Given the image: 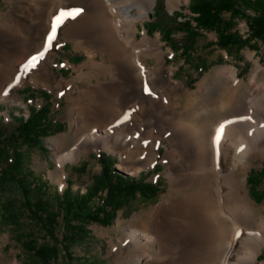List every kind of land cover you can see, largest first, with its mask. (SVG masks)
Instances as JSON below:
<instances>
[{"label":"bare ground","instance_id":"6f19581e","mask_svg":"<svg viewBox=\"0 0 264 264\" xmlns=\"http://www.w3.org/2000/svg\"><path fill=\"white\" fill-rule=\"evenodd\" d=\"M130 1L135 0H62L58 28L65 29L64 40L82 39L83 45L94 48L93 52L89 49L90 59L94 52L100 53L108 64H95L98 82L86 90L72 92L61 79L57 82V89L65 86L68 100L77 105L68 113H76L71 138L78 151L72 148L57 159L60 172L67 162L76 163L82 156L100 150L117 155L118 170L138 172L151 168L145 163L152 162L158 146L167 143L163 174L169 187L164 201L140 216L146 225L130 223V227H138L131 231L130 243L144 257V264H258L264 250V220L255 218L254 212L263 216L264 209L250 199L243 179L238 177L237 164L245 167L253 151H264V91L258 101L253 75L251 83L244 86L232 69H217L213 85L227 79L233 90L216 108L235 112V107L241 106L250 114L229 115L217 122L213 117L199 119L198 125L185 120L183 114L189 106L185 111L178 110V100L185 91L173 80V70L164 66L161 43L145 36L137 43L133 31L127 35L128 44L117 37L115 27L121 29L124 18L133 19ZM174 1L181 4L182 0H167L168 5ZM81 9L90 11L77 15ZM41 29L38 22L27 25L0 14V90L12 77L19 76V85L13 87L16 94L24 74L51 79L47 70L53 63L51 48L43 57L35 55L39 57L35 68L28 65L33 51L40 47L43 51L46 39L43 41ZM58 39L57 29L53 45ZM143 57L154 59L153 67H146ZM145 85L151 94L145 92ZM241 88L244 98L237 102ZM91 101H102V105L91 106ZM248 117L256 124L247 136L250 126L243 123ZM145 140L149 143L143 149ZM81 141L84 146L79 149ZM64 143V137L58 138L56 148ZM228 158L233 166L225 171L223 163ZM168 221L170 228L166 226ZM148 244L153 245L154 253L146 251ZM133 260L140 263L137 256Z\"/></svg>","mask_w":264,"mask_h":264},{"label":"rangeland","instance_id":"374dc122","mask_svg":"<svg viewBox=\"0 0 264 264\" xmlns=\"http://www.w3.org/2000/svg\"><path fill=\"white\" fill-rule=\"evenodd\" d=\"M189 2L190 0H182L179 4L174 1L168 5L167 0L130 1L128 4H131L130 14L133 19L124 18L121 29L114 26L118 30L116 33L119 41L128 44L127 35L133 31L137 43L141 42L144 36L151 40L157 39L161 43L164 66L173 70V80L179 82L185 91L178 100L180 103L178 110L185 111L187 105L189 106L183 114L185 120L198 125L199 119L213 117L217 122L229 115L250 114L241 106L235 107V112L228 108H216L218 102L227 100L233 86L227 79L219 86L213 85L215 81L213 72L220 68H230L235 71L237 79L244 86L251 83L253 75L259 101L260 92L264 91V43L251 41L250 47L246 46L237 51L220 49L217 45L218 36L214 32H201L199 37L188 38L179 27L193 16L188 10ZM61 5L62 0H0V14H4L7 19L24 21L27 25L33 21L38 22L42 28L40 34L44 41L53 18L60 14ZM89 11L83 10L81 15ZM145 13L148 15L141 18ZM245 13L253 15L251 10ZM222 18L225 21L231 19L229 14H224ZM151 22H156L164 28H171V42H167L159 30H154V26L149 24ZM232 24V32L242 39L248 37L249 30L243 17H236ZM64 30L63 27L58 28V43L51 47V52L54 53L53 63L47 69L51 79L46 80L43 77L34 79L33 76L24 74L23 85L16 94L13 89L19 85L16 77H12L0 90V152L7 150L11 154V151L15 150L22 157V185L14 182L0 184V264H138L133 260L135 256L140 258L139 264H144V257L130 243L131 231L138 230V227H130V223L134 221L136 226L146 225L147 221H143L140 216L146 215L164 201L163 195L169 187L168 179L163 174L165 171L163 157L167 143L158 146L157 155L153 157L152 162L145 163L150 164L151 168H141L138 172L127 173L118 170L117 155L103 150L92 151L86 157L82 156L76 163L67 162L63 170L64 175L60 172L57 159L76 147L71 138L77 120L76 113L68 112L77 105L74 101L68 100L65 86L57 89V82L61 79L72 92L77 88L81 91L86 90L98 82L94 67L102 63L108 64L106 56L100 53L94 52L91 60L88 53L89 49L93 52L94 48L83 45L82 39L64 40ZM170 43L188 48L189 52L181 54L182 50L174 49ZM40 52L42 47L33 51L31 55H39ZM142 60L148 68L153 67L155 63V60L149 57H143ZM26 63L27 60L23 62V67ZM41 92L48 93L50 100L44 99ZM244 92L243 88L238 90L235 100L243 99ZM88 104L100 106L102 101L95 103L91 101ZM31 108L47 109L45 120L42 122L43 130L36 139L30 136L20 143H14L10 137L20 121L29 117ZM244 122L246 123L243 124L250 126L248 136L254 131L251 127L256 124V120L251 118ZM61 137H64L66 143L62 147H57L59 149L57 151L55 142ZM144 143L142 147L146 149L149 141L145 140ZM77 146L80 149L84 144L81 141ZM77 151L76 147L75 152ZM100 155L108 158L105 162L111 166L115 175L134 181L139 180L155 190L152 194L143 195L137 192L125 199L121 198L119 209L109 225L88 223L85 231L75 233L63 223L59 198L65 190H71L76 195L85 194L89 190L93 179L101 172ZM249 159L250 163L245 167L241 163L237 164L238 177L243 179L255 206L264 209V178L260 176L264 164V151H253ZM232 166L230 158L223 163L225 171L230 170ZM249 177L258 181V193H255V185H252ZM24 189L29 192L30 204L38 213H42L43 218L47 213L58 215L57 218L54 217L56 219L52 235L38 225L30 211L23 205ZM98 196L89 203L90 208L101 203L105 193H99ZM254 217L264 220V214L260 216L257 211L254 212ZM166 226L170 228L169 221ZM29 242L34 243L36 247L53 248L55 250L53 259L45 263L39 261L26 249ZM146 251L154 253L153 245L148 244ZM257 262L264 264V250L258 256Z\"/></svg>","mask_w":264,"mask_h":264},{"label":"trees","instance_id":"16d2710c","mask_svg":"<svg viewBox=\"0 0 264 264\" xmlns=\"http://www.w3.org/2000/svg\"><path fill=\"white\" fill-rule=\"evenodd\" d=\"M188 10L193 16L179 27L181 31L187 34L188 38L199 37L201 32H214L218 36L217 45L220 49H236L237 51L249 46L251 41L264 43V0H190ZM247 10H251L253 15L245 13ZM224 14H229L231 19L223 20L222 16ZM236 17H243L246 21L249 35L245 39L232 32V20ZM149 24L154 26V30L163 33L167 42H171V28H164L156 22ZM171 46L176 50H182L181 54L185 55L189 52L188 48H182L179 44L172 43ZM41 95L47 101L50 100L48 93L41 92ZM29 110V117L20 121L19 126L10 137L11 141H15L14 143H20L30 136L36 139L37 135L43 130L42 122L45 120L47 109L31 108ZM0 156L3 157L0 158L2 164L0 167V184L14 182L22 185V157L20 153L14 150L10 154L6 150L3 153L0 152ZM106 159L108 158L104 155L99 156L101 172L93 179L91 187L85 194L76 195L71 190H65L59 198L63 223L75 233L85 231L88 223L109 225L119 209L121 198L125 199L137 192L143 195L145 193L152 194L155 190L149 184L142 183L139 180L134 181L131 178L115 175L111 166L106 164ZM260 176L264 178V164ZM250 181H252L253 186L255 185V193H258V181L256 179L251 180V178ZM28 193V190H23V205L30 211L38 225L46 233L52 235V227L55 225L54 221L58 215L47 213V216L43 218L42 213H38L30 204ZM99 193H105V197L101 198V203L90 208L89 203ZM26 249L43 263L51 258L53 259L55 253V250L51 247H36L31 242L27 243Z\"/></svg>","mask_w":264,"mask_h":264},{"label":"snow or ice","instance_id":"6c2138e0","mask_svg":"<svg viewBox=\"0 0 264 264\" xmlns=\"http://www.w3.org/2000/svg\"><path fill=\"white\" fill-rule=\"evenodd\" d=\"M83 10H78L77 11V15L80 14V12H82ZM63 15V12H61L58 16L53 18V21L51 23V27H50V32L46 37V42L43 46V51L40 52L39 57H43L44 54L46 52L49 51V49L53 46V42L56 39L57 36V29H58V24L60 22V16ZM37 56H33L31 57V59L28 61V65H30L31 67L35 68L36 67V61L38 60ZM17 80L19 79V77L16 78ZM145 92L148 94H151V90L148 88L147 85H145ZM240 119H244L243 117H241ZM248 119H251L250 117H248ZM217 140H219V135H217Z\"/></svg>","mask_w":264,"mask_h":264}]
</instances>
